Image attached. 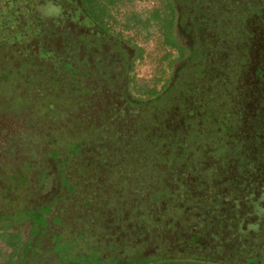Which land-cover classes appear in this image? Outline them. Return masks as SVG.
Wrapping results in <instances>:
<instances>
[{
	"label": "rangeland",
	"instance_id": "rangeland-1",
	"mask_svg": "<svg viewBox=\"0 0 264 264\" xmlns=\"http://www.w3.org/2000/svg\"><path fill=\"white\" fill-rule=\"evenodd\" d=\"M96 2L98 9L104 10L101 13L106 14L104 21L96 16L100 21L96 19L93 26L110 38L109 72L113 69L117 74L123 72L124 78L129 79L124 98L130 108V120L125 124L126 116L105 114L110 97L99 100L95 96L99 90L97 86L91 91L85 88V76L78 72L79 65L77 70L70 61L62 62L57 69L60 76L53 96H49L51 99L47 97L46 87L39 86L38 91L28 93L27 104L33 102L34 115L28 114L25 119L36 132H28L26 137L20 138L26 142L13 141L2 154L6 158L15 155L17 160L23 159L21 148L31 150L35 142L41 153H30V159H34L33 168L43 171L51 159L56 165L63 162L66 166H62L61 174H67L64 184L53 181L50 176L49 186L40 188L43 178L33 177L32 167V174L26 166L10 170L7 175L0 172V231L9 228L20 232L22 229L19 248L10 249L11 254L2 253L8 247L0 240V264H146L161 259L160 250L148 256L139 254V249L133 247L123 252L114 248L115 251H108L95 241L83 248L85 230H72L71 227L89 223L94 232L102 234L104 225L108 231L104 236L112 237L106 240L109 247L116 245L112 232L118 235V240L126 238L131 242L147 236L148 229L140 221L143 212L138 211L137 221L124 233L117 231L115 226L120 210L109 211L106 206H100L89 216L83 214L86 211L82 203L86 199L82 196L90 194L92 185L102 184L108 195L119 191L125 197L122 201L116 199L115 203L121 204L139 202L127 195L137 180L134 188L151 184L150 187L145 185L150 194L145 200L149 204L156 202L151 211L154 215L159 212L160 201L182 204L175 219L180 223L187 219L189 223L177 229H163L171 236L169 247L173 256H178L173 252L181 249V257H205L219 264H264V216L256 210L257 205L264 208V106L258 103L260 119L238 122L229 103L235 83L232 75L238 73V69L233 73L237 63L233 56L235 47L244 53V35L256 21V18L245 20L236 15L239 9L246 7L247 16L251 17L249 4L241 0ZM57 19L56 22L42 19L37 24L35 40L40 48L52 49L47 55L41 53L44 56L41 59L59 64L60 58H76L77 48L72 30L64 27L61 17ZM88 19L91 18L83 14L82 21L90 25ZM11 23L9 19L4 25ZM200 25L202 30L198 32ZM13 31L8 27L2 32L9 36L8 42L15 40L14 36L17 40V35L11 34ZM113 41L119 46L118 50L111 43ZM8 42L2 48L8 47ZM136 45L143 49L144 57L135 66L131 58H126L125 51L126 48L135 49ZM5 59L0 58V64ZM37 71L41 80L47 76L45 71ZM259 74L260 71L255 72L258 77ZM134 75L139 83L143 82V88L134 85ZM157 80L160 82L157 89L152 88L144 96V84L154 85ZM71 94L78 104L70 108ZM44 101H48V105L41 107ZM1 106L0 110H12V105ZM44 107H50L51 111L48 116L44 115L45 118L41 114ZM7 115L13 118L10 112ZM54 119H67L61 125L57 123L59 131L65 132L60 135L56 134L58 129L52 131L59 143L52 144L48 140L49 144L45 145L49 132L39 136L37 133L41 130L38 129L45 128ZM170 126L178 129L173 135L166 133ZM68 140L72 141L62 145ZM148 140L157 150H161L162 143L169 151L166 157H171V163L166 166V158L162 155L148 157ZM15 148L16 154L13 153ZM20 165L18 161L17 167ZM50 167L52 170L53 166ZM93 171L102 180L93 181L89 176ZM167 176L173 178L175 190L173 195V191H168L172 195L170 198L160 194L170 183ZM41 189L44 197L38 196ZM155 189L158 194L153 198L157 200L151 198ZM24 193L34 195L35 202L31 204L22 199Z\"/></svg>",
	"mask_w": 264,
	"mask_h": 264
},
{
	"label": "flooded vegetation",
	"instance_id": "flooded-vegetation-1",
	"mask_svg": "<svg viewBox=\"0 0 264 264\" xmlns=\"http://www.w3.org/2000/svg\"><path fill=\"white\" fill-rule=\"evenodd\" d=\"M241 1L243 4H249L251 17L247 16L246 7L239 9L241 11L238 10L239 13L236 17L238 16V18L242 19L245 18V20L247 18H256V21H253L254 24L251 28H248L246 35H244L246 38L244 53L240 52L237 50V47H235V54L233 55L234 58L237 59V63L234 64L235 68H233V73H238L232 75L235 83L232 88L233 93L229 95V103L238 116V122H244L248 119H260V109L261 106H264V0ZM48 2L49 0H0V58H6V62L9 59L20 61L23 63L21 65L23 67H27L25 63L33 61L34 64H37L36 69L43 70L45 73L50 71L49 68H52L55 71L57 80H59L60 76L57 69L60 67L61 63L69 60L73 61L77 70L79 65L80 69L78 72L85 76V88L91 91L93 86H97L99 90L95 93V96H97L99 100H105L104 97L106 96L110 97L107 106L104 108V113L107 114L108 112L109 115L113 113V117H120V114L126 116L125 124H127L130 120V108H128L127 101L124 98L126 92L124 83L126 82V78H124L125 76L123 72L117 74L113 72L114 69L111 73L109 72L111 64H107V59L109 53L112 52V48L109 45L110 38L106 37L99 31H96L93 26L95 21H92V18L86 14L84 8L79 5V1L52 0L53 3L59 5L63 9V14L59 17L62 18L61 20L64 27L72 30L71 34L74 37L73 43L77 48V52L74 54V57L76 58H60L61 62L59 64H56L55 62L51 63L50 59L45 62L41 59L44 58L41 53L47 55L52 52V49L48 46L40 48V46L37 45L35 40L37 24L42 21V19L47 18L52 19L54 22L58 20V17H46L42 14L41 6ZM83 14L86 17L91 18L88 19L90 25H88L87 21H82ZM238 18L236 20L237 22ZM9 19L13 21V23H11L10 26H5L4 24H6V21ZM8 27L13 28L14 31L11 34L17 35V40L14 36L15 40L8 42L7 40L9 39V36L6 33H4V35L2 34V32ZM235 29V32L238 33L237 26ZM201 30L202 26L200 25L198 32H201ZM225 34L227 37L229 36L227 32H225ZM5 42H8L9 45L8 47L6 46L5 48H2L3 45H5ZM111 43L114 46L116 45L114 48L118 50L119 46H117L116 42L113 41ZM125 53L126 58L133 57L132 49L126 48ZM37 70L35 71L36 73H38ZM257 71H260L259 77L255 75V72ZM96 76L98 78H96ZM91 95L93 96V94ZM259 102H261L260 107L258 106ZM75 103L77 102L75 101ZM9 112L13 115V118H9V115H7ZM0 116H2L0 117V147L3 146V143H8L4 150L8 148L13 141H21L20 138L26 137V133H33L35 131L33 126L27 125V119H25L27 114H23L17 109V107L16 109L12 108L11 111L0 113ZM158 130L161 131V129ZM177 130L176 127L170 126L166 133L173 135ZM152 131L156 130L153 129ZM0 153L2 152L0 151ZM179 166H182V163L179 164ZM167 178L170 180V183L167 186H164V190L161 191L164 193L167 191L164 195L170 198L175 190L172 186L173 183L171 182L173 178H169L168 176ZM182 184H184V182H182ZM168 191H173L172 195H169L170 192ZM153 199L157 200V198ZM142 200L143 201L139 200V202L131 201L118 204V206H122V208L126 209L120 211L121 215L118 216V223L115 226L117 227V231L124 233L128 227L137 221L136 219L139 214L138 211H140V213L143 212L140 221L145 223L149 234L147 236L144 235L141 239H135L132 242L126 238L118 240V235L114 236L115 232H112L114 228H111L113 239L116 244L114 245L115 247L113 246L115 249L123 247V245L130 246L139 249V254L147 256L156 252V250H160L161 259L166 257H176L177 259H207L205 257H181V249L173 252L178 256L172 255L169 247V244L171 245L172 242V239H170L171 236L169 237V234L166 235L167 233L164 232L163 229H177V227L181 228L182 226L184 227V224L187 225L189 223L187 219L183 220L184 224L175 219L181 210L182 204H176L174 201H160L159 212L154 215L151 211L153 209V204L156 202L152 201L153 204H149L146 200ZM145 210L146 213L144 214ZM108 222H110V219Z\"/></svg>",
	"mask_w": 264,
	"mask_h": 264
},
{
	"label": "trees",
	"instance_id": "trees-1",
	"mask_svg": "<svg viewBox=\"0 0 264 264\" xmlns=\"http://www.w3.org/2000/svg\"><path fill=\"white\" fill-rule=\"evenodd\" d=\"M78 1H79V5L84 8L86 14L89 15L92 18V21L96 22V19H97V18H95L96 16H98L101 19V21H104V17H105L106 14L105 13H101L102 11H104L103 9H101V8H99L100 10L98 9L97 2H96L98 0H78ZM100 1L101 0H99V3H100ZM97 20H99V19H97ZM132 53H133V57L131 59H132V62H134V65L136 66L137 63L143 59L144 51H143V49L140 46L136 45L135 49H132ZM69 61L74 63L71 60H69ZM159 63H162V59L159 60ZM22 64H23L22 62L14 60V59H9L7 62L5 61V62L0 64V97H1L0 98V106L3 104L6 107H10V105H12V108L16 109V107H17V109H19V111H21L23 114H27V115L28 114H32V115H34L33 114V109H32V106H33L32 103L33 102L27 104L28 103V98H29V94L28 93L29 92L31 93V91H33V90L38 91L39 88L46 87L49 90L48 94H47V97H48V99H51V97H49V96L50 95L53 96L54 87L58 83V80L56 79L55 71L52 68H49L50 71L45 73L47 75L44 78L45 80L44 79L41 80L39 77H37L38 73L35 72L36 68H37L36 67L37 64H34L33 61L25 63L27 65L28 69L25 66L24 67L21 66ZM133 77H134V79L136 81L134 85H137L138 87L143 88V85H142L143 82L139 83L137 78L135 77V75ZM36 83H38V84L34 85ZM159 83H160L159 80H157L156 83H154V85H152V84H150V85L149 84H144V96H146V94H148L151 91L152 88L153 89L154 88L157 89V84H159ZM124 84H125V87H126L127 84L129 85V79L128 78H126V82ZM55 88H57V86ZM55 93H56V90H55ZM55 96H57V93H56ZM58 96H59V98L61 97L60 95H58ZM72 96H75V95H72V94H71V96L69 95V98L71 99L70 101L73 100L72 105L70 106V108L74 104L75 105L77 104V103H75V99H74L75 97L72 98ZM47 97L45 98V100L47 99ZM45 105L46 106L48 105V101H46V103H45V101L40 103L41 107H43ZM45 108L46 107H44L43 109L46 110V112L43 110V112L41 113L42 117H44V115L48 116L49 113L51 112V111H49L50 107H47L46 109ZM79 109H80V107L77 106V110H79ZM9 111H11V110H9ZM2 112H6V111L0 110V113H2ZM68 114L71 115L69 112H67V115ZM39 115H40V113H39ZM42 117H41V119H43ZM37 118H38V116H37ZM65 120H67V119H65ZM65 120L54 119L53 122H51V124L47 123L45 128L38 129V130H41V132H39L37 130L38 131L37 134L39 136H43V135H45V133L49 132L47 141L45 142L46 143L45 145H48L49 143H52V144L59 143V142H57L56 134L60 133V135H61V132L64 133L65 131H61L60 132L59 131V126H57V123L60 122L59 124L61 125V122L65 121ZM54 121H56V122H54ZM40 127H42V126H40ZM56 129H58L59 132L56 133V134L52 133V131H54ZM34 132H36V131H34ZM74 139H72V140H74ZM48 140L50 142L47 144ZM72 140L65 141L64 144H62V145H67ZM22 141H25V140L21 139L20 142H22ZM147 144H148V149H149L148 150V152H149L148 157L153 156V154L154 155H162L163 157L166 158V161H165L166 162V166H167V164L171 163V161H172L171 157H169V156L166 157L167 154L169 153V151H167L165 149V146L163 147L162 143H161V148L159 147L161 150L154 149L155 148V147H153L154 145L149 140L147 141ZM6 145H8V143L7 144L3 143V146L0 147V151L1 152H3V150H4ZM29 148H30V146H29ZM32 148L36 149V151L33 152ZM21 150H23L22 156H24V157H23V159H20V160H17V157L15 155L10 157V158H6V155L1 153V156H0V172H3V174L5 175L6 172H9L10 170L13 171L15 169L21 168L22 166H26L27 169L28 168L30 169L31 167L33 168L32 163H33L34 159L33 160L30 159V156H31L30 153H41V148L39 149L38 146H37V143L34 142L33 146L31 147V150H27L26 147H22ZM13 153L14 154L17 153L16 148L13 150ZM18 161L21 162L20 167H17ZM54 161L55 160L52 161L50 159V162H48L50 165L48 167H46L45 169H43V171L40 168H38V169H34L33 168L35 170V172L33 173V177L36 178L39 175V178H41V177L43 178V180H42L43 182H42L40 188H44V187L49 186V184L51 182L50 179H49L50 176L53 177V181L59 180L61 184L65 183L64 176L67 173H65L63 175V174H61V172L63 170L62 166L65 167L66 165L63 162H61V164L58 163L59 165H56L54 163ZM44 164L47 165V162H45ZM50 166H53L52 170H51ZM41 171H42V173H41ZM71 171L75 173V170H71ZM32 172H33V170H31V174H32ZM47 172H49V173H47ZM40 173H41V176H40ZM89 176H91L93 181H95V180L97 181V180H100V179L102 180V178H100V177H99L100 179L98 178V175H96L95 171H93L91 174H89ZM45 181H48L47 184H46ZM136 182L134 184L135 186L137 184ZM152 184H154V182ZM134 185L132 186L133 188L130 191H127V195H129L133 199H138V200H142V199L145 200V199L150 197V194H149L148 190L145 188V185H147V183H144V186L143 185H138L137 188H134ZM147 186L150 187L151 184L147 185ZM141 187H143L144 189H142ZM91 190L92 191L90 192L89 195L84 194L82 196L84 199H86L85 200L86 202L84 201L82 203V207L84 208V211H86V212L83 213L84 216L91 215V213L94 212L96 207H100V206H106L109 211L112 210V209L118 210V211L119 210L122 211L123 209H126V208H122V206H118L119 203H115V202H117L116 199H118V201H119V200H123V198L125 197V196H123L122 193L120 194L119 191L114 190V192H112L113 194L108 195V193L105 190V187L102 184L101 185L100 184L92 185L91 186ZM157 194H158V192L155 189L153 191L152 195H151V198H153V196H155V195L157 196ZM160 194L164 195L163 192H160ZM38 196L39 197H44L45 196V194L43 193L42 189L39 192ZM38 196H37L36 199H38ZM21 198L22 199L25 198L26 201L30 202L31 204H33V202H35L34 201L35 200L34 195L32 196L31 193L30 194L24 193V194L21 195ZM41 203H44V202L41 201ZM83 219L90 220L89 217H83ZM84 224L82 225V223L81 224L78 223L76 225H72L71 226L72 230H77L78 228H83L85 230L84 236L82 237L83 239H85L84 242H83L84 243L83 244V248L86 247L87 245H89L90 242L95 241V243L101 244V247L104 248L105 250L115 251V250H113V248H114L113 246L109 247V246L106 245L107 244L106 240L110 239L112 237L111 236H106V237L104 236L105 234H108V231L103 228L104 225L102 226V229H103V231H102L103 236H102V234H100V233L97 234V232H94L93 231V226L89 225V223L87 225H84ZM18 225L19 224H17V226ZM19 230L21 232L22 229L20 228ZM20 232L10 230L9 228L0 231V240L5 242L7 247H8V250H4V251H2V253L11 254L10 253V249H15L16 247L19 248V245H20V242H21V238L19 237L20 236ZM17 234H18V236H17ZM111 235H112V233H111ZM127 248H130V246H124L123 245L122 248H120V249L116 248V250L118 252H123V251H127ZM146 264H219V263L212 262V261L210 262L208 260L184 259V258L183 259H177L176 257H166V258H163V259L150 260ZM249 264H253V263H249Z\"/></svg>",
	"mask_w": 264,
	"mask_h": 264
},
{
	"label": "clouds",
	"instance_id": "clouds-1",
	"mask_svg": "<svg viewBox=\"0 0 264 264\" xmlns=\"http://www.w3.org/2000/svg\"><path fill=\"white\" fill-rule=\"evenodd\" d=\"M41 12L46 17H59L63 14V9L59 5L49 0L48 3L41 6ZM257 214L264 216V208H261L259 205L256 207ZM250 228L257 227L256 225H249Z\"/></svg>",
	"mask_w": 264,
	"mask_h": 264
}]
</instances>
